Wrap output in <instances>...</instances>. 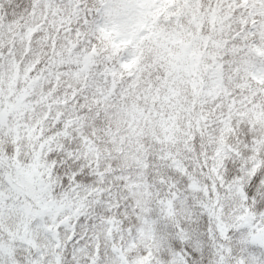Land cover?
<instances>
[{
	"label": "snow or ice",
	"instance_id": "6c2138e0",
	"mask_svg": "<svg viewBox=\"0 0 264 264\" xmlns=\"http://www.w3.org/2000/svg\"><path fill=\"white\" fill-rule=\"evenodd\" d=\"M0 264H264V0H0Z\"/></svg>",
	"mask_w": 264,
	"mask_h": 264
}]
</instances>
